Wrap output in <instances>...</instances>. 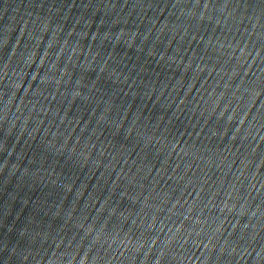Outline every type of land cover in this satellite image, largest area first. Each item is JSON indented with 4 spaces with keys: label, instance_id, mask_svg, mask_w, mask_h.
<instances>
[{
    "label": "water",
    "instance_id": "obj_1",
    "mask_svg": "<svg viewBox=\"0 0 264 264\" xmlns=\"http://www.w3.org/2000/svg\"><path fill=\"white\" fill-rule=\"evenodd\" d=\"M0 264H264V0H0Z\"/></svg>",
    "mask_w": 264,
    "mask_h": 264
}]
</instances>
